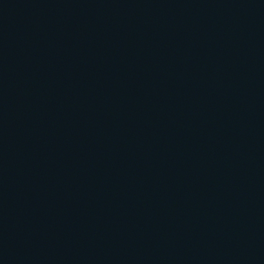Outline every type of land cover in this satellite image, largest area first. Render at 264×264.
<instances>
[{
  "label": "water",
  "instance_id": "95a60500",
  "mask_svg": "<svg viewBox=\"0 0 264 264\" xmlns=\"http://www.w3.org/2000/svg\"><path fill=\"white\" fill-rule=\"evenodd\" d=\"M0 264H264V0H0Z\"/></svg>",
  "mask_w": 264,
  "mask_h": 264
}]
</instances>
